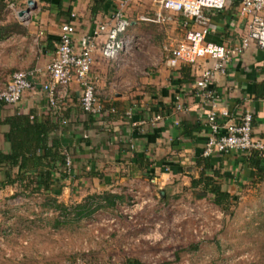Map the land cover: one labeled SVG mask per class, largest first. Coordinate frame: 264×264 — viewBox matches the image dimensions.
Masks as SVG:
<instances>
[{
	"label": "crops",
	"instance_id": "1",
	"mask_svg": "<svg viewBox=\"0 0 264 264\" xmlns=\"http://www.w3.org/2000/svg\"><path fill=\"white\" fill-rule=\"evenodd\" d=\"M9 1L16 14L9 20H17L24 31L0 41V91L14 72L40 73L30 78L35 89L26 92L17 105L0 107V152H12L8 139L11 118L35 115L61 125L68 121V135L63 137L72 143L79 179L66 180L62 193L66 189L73 193L83 188L88 191L94 186L100 193L109 192L127 202L129 196L147 198L157 190L166 197L175 185L188 188L191 178H198L202 171L198 161L204 158L212 134L207 114L214 104L222 126L238 122L245 112H251L254 136L264 139V101L256 99L257 85L264 82V49L251 43L242 55L233 57L225 74L213 78L215 103L197 96L195 86L212 61L202 59L196 65L182 63L176 68L168 65L190 30L208 28V43L228 48L241 44L246 24L239 17L238 0H230L223 11L205 10L201 20H189V28L184 26V16L164 11L161 0ZM30 1L34 9L19 17ZM123 2H127L124 14L131 22L127 33L120 36L126 39V50L122 49L116 59H104L106 35H100L93 52L90 80L105 113L95 117L82 112V90L76 80L69 86L67 98L59 102L58 108H51L42 85L50 81L45 68L55 57L62 26H75L74 46L80 50L82 39L93 37L99 25L109 22ZM178 102L184 106L181 111ZM49 136L50 144L61 138L58 131ZM242 156L231 152L210 158L213 170L228 176L227 188L232 195L246 189L253 177ZM6 189L19 191L16 187Z\"/></svg>",
	"mask_w": 264,
	"mask_h": 264
},
{
	"label": "rangeland",
	"instance_id": "2",
	"mask_svg": "<svg viewBox=\"0 0 264 264\" xmlns=\"http://www.w3.org/2000/svg\"><path fill=\"white\" fill-rule=\"evenodd\" d=\"M10 18H16L11 6ZM186 188L175 185L167 199L160 190L129 196L119 208L60 228L46 194L21 197L4 189L0 264H264V183L246 186L233 217ZM92 195L101 193L94 186L66 189L57 199L71 206Z\"/></svg>",
	"mask_w": 264,
	"mask_h": 264
},
{
	"label": "built area",
	"instance_id": "3",
	"mask_svg": "<svg viewBox=\"0 0 264 264\" xmlns=\"http://www.w3.org/2000/svg\"><path fill=\"white\" fill-rule=\"evenodd\" d=\"M238 1L239 17L246 24V35L241 44L234 48H228L208 43L206 38L210 30L203 27L199 30L188 31L185 40L179 43L168 60V65L172 68H176L182 63L196 65L202 59L213 62L209 68L202 71L195 83L197 96L208 102L215 103L216 100L211 86L213 78L217 74L226 73L234 56L242 55L253 42L259 48L264 49V0ZM229 4L230 0H161L160 2L164 11L184 16L187 20L184 24L186 28H189V20H201L205 10L223 11ZM126 6L127 2H123L109 22L99 25L93 37L83 38L80 50L74 46L75 26L71 23L62 26L55 57L45 68L50 81L42 85V91L47 94L48 104L51 108H58L59 102L67 98L69 86L76 80L82 90L80 99L82 111L95 117L103 115V108L97 98L95 85L90 80L94 64L95 40L100 35H106L102 49V55L106 60L116 59L122 49L126 50L128 45L126 39L120 38L131 27L130 20L124 14ZM37 73L36 71L13 73L11 81L0 91V107L17 105L26 92L34 90L35 85L30 78ZM212 107L213 110L207 114V123L212 134L207 140L203 152L204 158L231 152L248 153L254 150L264 156V139L254 136V116L251 112H245L238 122L222 126L218 120V114L214 110L215 104ZM177 109L181 111L184 106L178 102ZM156 120H160V117L158 116ZM68 123V121H63L62 126H68ZM65 154L64 171L71 175L75 169L74 162L69 152L66 151ZM78 264L85 263L79 262Z\"/></svg>",
	"mask_w": 264,
	"mask_h": 264
},
{
	"label": "trees",
	"instance_id": "4",
	"mask_svg": "<svg viewBox=\"0 0 264 264\" xmlns=\"http://www.w3.org/2000/svg\"><path fill=\"white\" fill-rule=\"evenodd\" d=\"M10 4L9 0H0V41L24 31L17 20H9ZM256 99L264 101V82L257 85ZM32 116L33 119L29 115L28 117L20 116L18 119L14 117L8 121L10 125L8 139L12 146V152L10 154L0 152V191L8 187H16L19 189L16 196L29 197L37 191L46 194L48 202L52 201L51 208L54 209L55 213L57 211L59 213L54 218L55 228H60L66 224L80 223L90 219L102 208L115 209L126 202L122 197L103 192L101 195H92L86 198L84 202L71 206L59 203L57 198L64 189V182L69 179L74 181L79 179L76 168L71 175L64 171L65 152H69L73 162L75 158L71 151L72 143L63 137L68 135L66 128H69V125L62 127L58 121L51 122L54 123L51 124L49 121L41 120L38 116ZM52 116L58 117L57 114ZM16 119L18 121H15ZM49 125L53 126L54 129L49 128ZM57 131L61 134V138L54 139L50 144L49 133H56ZM241 154H243L242 157L247 162L248 167L254 172L248 185L256 186L264 183V156L256 150ZM198 165L202 171L198 178H191L190 186L186 189L192 191L196 201L211 199L213 205L220 211L233 217L243 189L232 195L227 188L228 176L223 175L219 170H213L210 158H201ZM211 171L212 174H209ZM92 176L102 179V176L98 174ZM54 185H58V192L55 191ZM53 191L55 192L53 193ZM167 198L168 196L165 199ZM126 264L142 263L137 260H129Z\"/></svg>",
	"mask_w": 264,
	"mask_h": 264
},
{
	"label": "water",
	"instance_id": "5",
	"mask_svg": "<svg viewBox=\"0 0 264 264\" xmlns=\"http://www.w3.org/2000/svg\"><path fill=\"white\" fill-rule=\"evenodd\" d=\"M34 4L32 1L29 2V8L27 10H23L22 12L19 13V17L23 18L25 17L27 14H29V12L34 9Z\"/></svg>",
	"mask_w": 264,
	"mask_h": 264
}]
</instances>
